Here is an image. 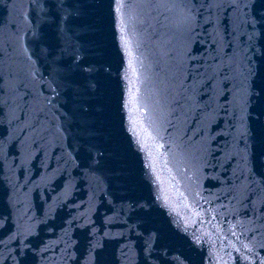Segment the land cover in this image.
<instances>
[{"label":"snow or ice","instance_id":"6c2138e0","mask_svg":"<svg viewBox=\"0 0 264 264\" xmlns=\"http://www.w3.org/2000/svg\"><path fill=\"white\" fill-rule=\"evenodd\" d=\"M134 7L163 9L170 34L153 148L192 215L264 264V0H0V264H219L211 233L170 210L155 159L136 162ZM41 157L38 183L23 165Z\"/></svg>","mask_w":264,"mask_h":264},{"label":"water","instance_id":"95a60500","mask_svg":"<svg viewBox=\"0 0 264 264\" xmlns=\"http://www.w3.org/2000/svg\"><path fill=\"white\" fill-rule=\"evenodd\" d=\"M130 5L157 3L158 0H126ZM163 9H152L147 7H134L127 11V31L129 40V50L132 54L133 65L128 69V79L122 82L124 100L128 102V107L124 109L125 127L131 130L133 140L140 139L144 145L145 152L136 157L137 165L149 157L155 159L158 175L161 180L162 195H164L172 210L177 215V219L187 217L190 222L189 230H195L198 235L211 233L206 238L204 251L214 253V260L219 264H243L237 258V253L233 247H239L235 238L228 233V223L221 221L223 230L213 221L211 225L201 223L197 217L192 215L188 201L185 200L183 188H181L171 178L168 166L163 164V159L153 148V125L152 121L157 119L161 112L170 102L169 92L166 90L165 83L170 77L172 61L165 55L169 49V33L163 27L165 23L163 17L159 15ZM159 20V22H157ZM127 67V58H125ZM174 107V105H172ZM174 118V117H173ZM128 138V134H125ZM13 159V157H10ZM41 159L32 161L31 164L25 163V175L30 176L36 182L41 183L43 169ZM54 163V161H53ZM30 169V171H27ZM17 176L23 181L24 177L20 173V163L17 161ZM38 198V197H37ZM210 219V217H207ZM231 220V218H229ZM235 224V220H231ZM239 232L240 229H237ZM247 243V241H245ZM209 245H211L209 247ZM207 264V260H206Z\"/></svg>","mask_w":264,"mask_h":264}]
</instances>
